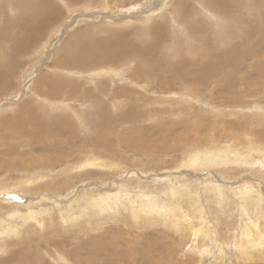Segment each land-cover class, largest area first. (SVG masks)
I'll use <instances>...</instances> for the list:
<instances>
[{"label": "rangeland", "instance_id": "1", "mask_svg": "<svg viewBox=\"0 0 264 264\" xmlns=\"http://www.w3.org/2000/svg\"><path fill=\"white\" fill-rule=\"evenodd\" d=\"M22 1L16 14L4 11L6 15L0 18V28L7 15L11 16L10 21L22 18L19 12ZM53 1L61 9L62 17L27 53L15 59L20 66L3 77L0 88V264H218L220 243L227 250L221 264H264L252 250L246 263L238 256V250H234L235 244H243L245 251L258 245L249 219L257 221L258 233L264 235V70L249 68L250 63L255 64V58L246 59L244 68L231 75L237 81L245 78L244 86L234 89L232 94L207 87H198L197 94L192 89L174 91L159 85L152 69L156 68L159 59L199 58L202 49L193 46L184 26L170 20L169 9L179 0H153L157 8L150 13H141L145 7L138 3L133 5L137 6L136 10L123 13L118 9L112 14L95 11L101 0H94L88 6L75 5L71 10L64 0ZM133 1L117 3L111 0L110 6L117 8ZM188 1L193 4L192 0ZM225 3L227 11L219 6L212 8L214 17L199 6L195 10L192 21L196 28H203L208 46H212L213 52L226 54L232 47L253 45L259 40L258 49L264 53L261 20H264V0H227ZM89 8L98 16L93 14L84 21L78 19L71 23L81 13L91 14ZM101 13L112 15L110 20L114 18V23L109 18L101 19ZM120 18H125V26L121 25ZM254 19L259 23H254ZM184 21L185 26L192 24L189 18ZM159 24L164 25L167 37L159 44L157 54L147 62L137 56L114 63L100 60L74 73L50 66L56 52V49L51 50L52 45L60 48L70 37H80L79 41L90 46L93 42L96 44L94 39L101 40L102 44L105 40L118 45L117 37L121 31L129 33L127 39L133 43L140 41V36L147 38L144 34L148 29ZM79 29L82 34L76 35ZM62 31L66 35L60 37ZM163 65L156 72L160 73L166 67ZM58 75L69 84H79L84 90H94L95 86L105 83L108 93L119 91L121 95L113 98L114 107L110 103L112 100L104 99L103 102L109 113L123 122L115 124L105 135L98 133L96 125L100 116L97 113L102 103L98 93L91 100H67L80 110L83 121L74 116L67 103L58 105L47 98L53 102L49 104L43 96L38 98L35 88L39 86L41 76L49 80ZM162 78L166 79L165 76ZM23 108L32 110L35 116H42L39 122L47 125L66 118L71 127L63 135L68 140L74 139L73 144L61 143V153L60 148L57 153L47 152L43 145L36 143L34 134L27 137L9 131L6 122L1 121ZM38 108L41 112L36 110ZM195 121L198 131L194 136L195 131L190 127ZM189 134L194 136L191 141ZM232 134L236 140L232 139ZM217 149L222 151L221 159L216 160V156V163L205 167L204 162L211 157L205 153ZM188 154L198 158L194 164L202 162L197 171L181 166L180 163L188 160ZM49 155L50 158L64 155L67 160L58 157L61 161L56 165L40 167L37 162ZM89 161L95 164L88 165ZM15 162L21 166L16 167ZM213 184L222 186L223 197L214 188L205 187ZM241 184L253 187V192L261 196L260 204L251 201L255 198L254 193L251 200L240 207L235 188ZM79 188L85 189L93 198L107 194L114 209L109 215L90 212L91 217L71 222L76 207L68 209L67 202L77 197ZM129 189L153 196L156 207L164 208V203H169V207L179 205L182 211L193 212L191 226H194L193 233L196 229L198 233L192 234L183 222L174 221L170 213L165 222L152 213L150 222L153 224L150 225L132 218L130 211L135 205L118 198ZM1 194L9 195L3 196L5 199ZM133 197L131 195V199H135ZM49 209L50 213L47 211L48 214L42 213L38 217L47 223L43 229L35 227L33 221L22 219L24 214ZM51 214L57 217L53 227H49L47 217ZM60 214L65 217V222H60ZM204 219L209 224L207 238L201 236L206 231ZM3 223L20 224V233L10 238L1 227ZM200 244L210 248L207 256H201ZM58 252L64 257L58 256Z\"/></svg>", "mask_w": 264, "mask_h": 264}, {"label": "bare ground", "instance_id": "2", "mask_svg": "<svg viewBox=\"0 0 264 264\" xmlns=\"http://www.w3.org/2000/svg\"><path fill=\"white\" fill-rule=\"evenodd\" d=\"M95 1L94 0H64V2L66 3L65 5H68L69 10H71L72 7L75 5L88 6V5H91ZM110 1L111 0H101V4L95 7V11L97 10L106 11L107 14L108 13L112 14L114 10L120 9L122 10L121 12L124 13V12H129L130 10H136L137 6H133V5L138 4V3H142V5L145 7L144 9L140 10L141 13H144V12L150 13L157 8L153 0H134L132 3H128V4L125 3L123 6H118L117 8H113L112 6H110ZM113 1L117 3L118 2L122 3V0H113ZM20 2L21 0H0V18L2 19L1 16L6 15L4 11H7V12L13 11V13L16 14L17 10L20 9L19 8L20 5H18L20 4ZM192 2L193 4L189 2L188 0H179L176 3V5L173 4V8L171 6V8L169 9V17H170L171 22L175 23L176 25L185 27L186 33L188 34V37L193 42V46H195V48L196 46H198L199 48H202L201 52L199 53L200 57L196 59H184V58L175 59V60H173V58L169 60L159 59L156 65V68L152 69L153 71L152 75L154 74L153 76L157 77L158 79L157 83L159 85H162L168 89H173L174 91L192 89L191 91L194 94H197L199 91L198 87H207V88H211L214 90H219L220 92H225V94L227 93L232 94L231 92L234 91V89H237L238 87L242 88V86H244V83H245L244 77H242L243 79L240 78V80L237 81L238 79L232 78L231 75L233 73H237V70H239V68L241 69L244 68L246 59L255 58L253 59L255 64L253 65H251V63L249 64L250 69H253L255 71L264 70V53H261L260 52L261 50L258 49L261 42L257 40L253 45L248 44L240 48L232 47L226 54L224 53L221 54L220 52H213L212 46H208L209 44L206 43V40L204 39L203 28L202 27L196 28L194 26V22L192 21V18L195 15L196 13L195 10L196 8H198V6L202 10L206 9V11L209 12L211 17H214L212 8L215 6L216 7L219 6L224 11H227V5L225 3L227 2V0H192ZM21 4H22V8H21V11L19 12L21 13L22 18L21 17H20L21 19L13 18L14 20H16L15 22H13L14 20L10 21L11 16L7 15L4 18L5 21H3L2 23V28H0V88L3 87V79H4L3 77L7 76V74L9 73H13L15 71V68L20 66V65L17 66V64L19 63L15 59L21 57L22 54L27 53L29 49L35 43L39 42L42 39L43 35L49 29V27H53L54 25H57L56 20L62 17L61 9L57 5V3H55V1L53 0H23ZM88 11H90L91 14L81 13L77 17L73 18L71 20V23H75V21L78 19L79 21H84L85 19H88L89 16H92L93 14H95L94 12H92L93 11L92 8H89ZM141 13L139 14L142 15ZM183 13H186V14H183ZM97 16L98 15H96V17ZM101 16H103L101 17V19L109 18V20L112 17V15L110 16V15H103V14ZM185 18L186 19L189 18L192 24L185 26V21H184ZM113 19L110 20V22H113ZM261 20H262V27L264 28L263 26L264 20L263 19ZM120 21H121V25L125 26L126 24L125 18H120ZM254 23L256 24L259 23V20L257 21L256 19H254ZM222 30H224V28ZM78 34L79 35L82 34V30L79 29L76 35ZM62 35H66V33H64L63 31L60 32V37ZM146 35H147V38L149 36L150 41L146 42L147 38H143V36H140L139 37L140 41H134L133 43H129L130 40L127 38L130 36V34L120 31L118 35L119 37H117V41L119 42L118 45L113 43V41L112 43H107L105 40H102L103 41V44H102L101 40L99 41L97 39H94L96 44L93 42L94 44L93 46H90L89 44H87V42L85 43V42L79 41L80 37L79 38L70 37L69 39L64 40L65 42L63 43V46L60 48L55 47L54 46L55 44L52 45L53 48L51 50L54 51V49H56V52H55V58L50 66L53 67L55 70H67V71H71L74 73V71L84 70L86 67H89L88 65H90V63L93 64L100 60H105L106 63H114L119 60L129 59L130 57L137 56L143 62H147L153 56L157 54L156 52H157L158 46L161 43V41L164 42V40L166 39L167 32L164 28V25L159 24L157 26L152 27L151 29H148V31L144 34V36ZM211 35H213V31ZM172 39H174L173 33H172ZM7 45H10L11 47L9 46L8 48ZM101 51L102 53H100ZM97 64L98 63H96L95 65ZM162 65L166 66L167 69H165L166 68L165 67L160 73L156 72V69L158 67H162ZM139 66L140 65H138V69H137L138 72H140ZM137 71H135V73H137ZM162 76L163 77L165 76L166 79H163ZM40 79H41V82L39 83V86H36L35 94L38 98L43 96L44 100H46V102H48L49 104H53V102L48 101L51 99H53V101L58 105H63L64 103L68 104V102L70 101H67V100H71V101H78V100H84V99L91 100V98H95V95H97L98 93L99 101L102 102L99 104V108H98L99 111L97 113V116L98 115L100 116L98 117V121L96 125V130L98 131V133L105 135L107 132L113 130L115 124L122 121L118 117L114 118L109 113V111L106 109V105L103 102L104 99L108 100V102L112 100L110 103L112 104V107H114L115 102L113 98H117L118 95L120 94L119 91L108 93L109 89L107 87L108 86L107 84L101 83L95 86L94 90H84L77 83L76 84L74 83V85H72L73 83L72 84L67 83L69 81L62 78V76L60 75L51 77L49 80H48V77L45 78L44 76H41ZM256 84H259V83H255V85ZM105 88H107V90ZM201 91L202 90L200 89V92ZM122 93H124V91ZM191 97L194 100L196 99L193 95H191ZM229 99H231V97ZM231 102L234 104H237V102L234 100H232ZM239 103L240 102H238V104ZM68 106H71V110H72L71 112L74 113V116H76L78 120L83 121V119H81V115H79L80 110L77 107L74 108L73 105L71 104H68ZM36 110L41 112L40 108ZM31 115H33V117ZM5 118L6 120H2L1 123L6 122V125L8 127L7 129H9V131H11L12 133H17L20 136H27V137L32 136L34 134L33 136H37L36 143L43 145L47 152L57 153L59 148L62 149L61 143H64V144L66 143L67 145V144L72 143L74 140V139L68 140L63 135L65 130L71 127V123L70 122L67 123L66 118H64L62 122L60 123H55V124L49 123V125H47L44 122H39L40 119L41 120L43 119L42 116L40 117L35 116L32 110L30 111L24 108L18 114H12L11 117L5 116ZM123 119H126V118H123ZM197 124L198 123L195 121L192 124L193 127H190L191 130L195 131L193 134L194 136L198 131ZM74 127L76 129V126ZM60 129L61 131L57 132ZM187 131L189 130L187 129ZM193 135L190 136V138L188 136V139L190 140L191 137H194ZM232 139L236 140L234 134H232ZM93 146H96V145L93 144ZM62 151L63 149L59 152L61 153ZM226 151L227 150H225V152ZM258 151H262V150L259 149ZM221 153H222L221 149H217L216 152L205 153V155L211 156V157H208V160L206 162H204V164L206 165L205 167H207L208 165L215 164L216 156H217L216 160H220ZM50 155L48 158L46 157L45 160L40 159L37 162L38 165L40 167H49L50 165H56L57 163L61 161L60 159H58V157H65L64 155H59L57 157L50 158ZM193 157L194 156H192L191 154H188L187 155L188 160H186L184 163H180L181 166L184 168L188 167V169H191L193 171H197L199 167H202V164H201L202 162H199L198 165L194 164L196 161H198V158H193ZM66 160L67 159L65 157L64 161ZM93 164L95 163L92 161L88 162V165H93ZM14 165L16 167L21 166V164H19L18 162H15ZM22 182L24 184V181ZM112 182L115 183L114 181ZM115 186H116V183H115ZM205 187H207V189L214 188L220 193V196L222 197L224 196L221 192L222 186L213 184L212 187L207 186V185ZM119 188L123 189V187L122 186L120 187V185H119ZM235 189L237 190L236 195L239 200L238 204H240V207H244L242 206V204L247 202V200H251L250 196L252 195L253 197L254 193H255L254 195L255 198L251 201L254 203L256 202L259 203V201L261 200L259 198L260 195L258 193L256 194L255 191L253 192V187L251 185L241 184L237 186ZM137 192L139 191H134V189L132 190L129 189L127 193L120 194L118 197V198L122 197L125 200L127 199L130 204L133 203L135 205L134 207L135 209H132L130 211L132 218H135L137 220L141 219L145 221L146 223H148V225H150V224H153L152 222H150V218H152L151 216L152 213H153V216L154 215L158 216L161 222L167 221L168 214L170 213L172 214V216H174V221L178 220L179 223L183 222V225L186 226L187 230H191L192 234L198 233L197 229L193 233L194 226H191V223L193 222V212L182 211L179 205L175 207H169V203H164L165 204L164 208H161L160 206L156 207V202L154 201L153 196L150 197V195L143 194V191L141 193H137ZM77 193L78 195L76 198L74 199L70 198L71 200L67 202L68 209L76 207V211H74L75 213H72L73 215V217H71L72 219L71 220L69 219L71 222H76L77 218L84 219L86 217L88 218L91 217L90 212H97L98 214L104 213L106 215H109V212L112 211V209H114L115 207V205L109 201L107 194H103L100 196L98 195V198H93L92 196H88L87 192L83 188L82 189L79 188ZM112 194L114 195V193ZM5 195L6 194L4 195L1 194L2 197ZM131 195H133L134 196L133 198L135 199H131ZM47 211L49 212L50 209L46 210L45 212L27 213L23 215L24 218L22 219L24 221L25 220L33 221V225L35 227H38L39 229L40 228L43 229L44 227H46L47 223L46 222L44 223L45 220L43 221L41 219H38V217L41 216L42 213H47ZM242 211L243 213H245L246 209L243 208ZM47 217L49 219L48 220L49 227H53V225L56 224L55 220H57V217H55L52 214ZM59 219H60V222L66 221L65 217L62 214H60ZM203 221L205 222L204 226H205L206 231H204L201 236H203L204 238H207L209 224L206 221V219H204ZM249 221H250V227L253 228V230L255 231V235L257 236L258 245L255 247H252L250 250L248 247V250L245 251V246H243V244H235L234 250L235 251L238 250V256L240 258H243V262H245L251 250L256 252L257 257H260V259L263 260L264 262V243H262V240H264V237H263L264 235H262L261 233H258V226L256 223L257 221H255L254 219H249ZM18 225L19 226L17 225L15 226V225L8 224V223L7 224L3 223L1 227H3L6 230L7 236H9L10 238H13L17 233H20L18 232L20 224ZM246 232L248 231H245V233ZM247 242L249 243L250 240L247 239ZM205 245L206 244H200L201 256H203L204 254L207 256L206 254L207 250L210 249L208 247L205 248ZM226 252L227 250L223 248V246L220 243L218 256L219 258H221V260H219L218 264L223 263V257H224V254H226ZM257 252L259 255L257 254ZM58 253H59L58 256L64 257L62 252H58ZM58 256L56 258L60 260Z\"/></svg>", "mask_w": 264, "mask_h": 264}]
</instances>
